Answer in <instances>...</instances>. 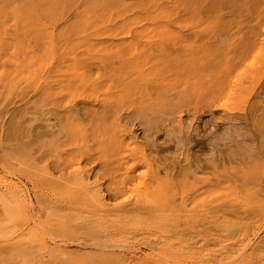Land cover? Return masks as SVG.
Wrapping results in <instances>:
<instances>
[{"label":"rangeland","instance_id":"1","mask_svg":"<svg viewBox=\"0 0 264 264\" xmlns=\"http://www.w3.org/2000/svg\"><path fill=\"white\" fill-rule=\"evenodd\" d=\"M2 174L0 264H264V0H0Z\"/></svg>","mask_w":264,"mask_h":264},{"label":"bare ground","instance_id":"2","mask_svg":"<svg viewBox=\"0 0 264 264\" xmlns=\"http://www.w3.org/2000/svg\"><path fill=\"white\" fill-rule=\"evenodd\" d=\"M47 6V5H46ZM33 9V8H32ZM68 9V8H67ZM11 10V9H10ZM77 11V10H76ZM110 14V13H109ZM171 14V13H170ZM68 20V19H67ZM65 22V21H64ZM5 27V26H4ZM133 29V28H132ZM25 33V32H24ZM75 33V32H74ZM245 33V32H244ZM243 32H239L237 35H235L234 37H237L238 39H241V35L242 34H244ZM220 36H226V35H220ZM187 38V37H186ZM233 44V43H232ZM243 45V44H242ZM241 44H240V42L239 43H237L236 44V46H240L241 48H243V50H241V51H243V52H245L247 49H244V47L242 46ZM250 56H249V59H248V63L249 64H252L253 63V56L254 55H258V51H259V46L258 47H255V44H251L250 46ZM176 49V48H175ZM176 52V51H175ZM213 54H214V56L217 54V51L215 50V51H213ZM227 54H228V48H226L225 49V51L223 52V54H222V56L218 59V61H220V64H219V69L220 70H224V68H225V66H226V61L228 62V56H227ZM248 54V50H247V52H246V55ZM241 55H238V58L237 59H241ZM78 63V62H77ZM239 64V63H238ZM63 67H65V66H63ZM50 69V68H49ZM114 69V68H113ZM57 72V71H56ZM47 73H48V71H47ZM44 75V74H43ZM44 77V76H43ZM49 77V76H48ZM59 77V76H58ZM41 81H42V79H41ZM54 82V81H53ZM68 83V82H67ZM70 83V82H69ZM46 84H47V82H46ZM51 85H53V83H51ZM40 86H41V84H40ZM2 87V86H1ZM20 87V86H19ZM39 87V86H38ZM50 87V86H49ZM38 90V89H37ZM43 90V89H42ZM230 90H231V84H227L226 85V91H225V95H224V97H226L227 96V94L230 92ZM36 91V90H35ZM46 91V90H45ZM47 92V91H46ZM45 92V93H46ZM24 93V92H23ZM22 93V94H23ZM42 93V92H41ZM6 94V93H5ZM34 94V93H33ZM38 95V94H37ZM39 95H40V93H39ZM42 95V94H41ZM51 95V94H50ZM56 95V94H55ZM29 98L30 97H28V100H29ZM50 98V97H49ZM16 99V98H15ZM44 99V98H43ZM47 98H45V100H46ZM58 99V98H57ZM47 101V100H46ZM50 101V100H49ZM26 103V102H25ZM216 105V104H215ZM55 107V106H54ZM50 108V107H49ZM45 109H48V108H45ZM54 109V108H53ZM52 110V109H51ZM48 111H49V109H48ZM42 112H43V110H42ZM53 115V114H52ZM75 116V115H74ZM54 117V116H53ZM64 118V120L66 121V124L65 125H67L68 126V130H70V131H73V132H75V131H77V129H76V126L75 125H73L72 124V120H70L67 116H63ZM48 118H50V117H48ZM55 118V117H54ZM47 119V118H46ZM69 119V120H68ZM102 119V118H101ZM48 121H50V120H48ZM47 122V121H46ZM55 126V124H45L43 127H44V129L42 130V131H40V135H47L48 137H50V138H46V139H44V137H41V136H39V138L42 140H40L39 141V144H37L38 145V147L39 146H42L43 148H47V147H50V146H52L51 148L53 149V150H56V148L59 146V145H62L63 144V140H59V138L58 137H56L55 136V130H53V127ZM67 126H65V128H66V130H67ZM95 126V125H94ZM99 126V125H98ZM97 126V127H98ZM93 127V126H92ZM91 127V128H92ZM25 129V128H24ZM60 129H64V127L63 126H61L60 127ZM65 130V129H64ZM29 131V130H28ZM87 132V131H86ZM65 134L64 135H67L66 137H68L67 138V141H71V138L74 136V135H76V134H74V135H72L70 132H64ZM39 134V133H38ZM59 136V135H58ZM122 136V135H121ZM27 137V136H26ZM132 137V136H131ZM38 138V137H37ZM82 140V139H81ZM130 140V139H129ZM133 140V139H132ZM16 141V140H15ZM24 143V142H23ZM3 145V144H2ZM16 145V144H15ZM6 148V147H5ZM17 148H18V146H17ZM2 149V148H1ZM22 149L23 150H25L27 153H31L30 151H31V149L28 147V146H25V147H22ZM50 149V148H49ZM48 149V150H49ZM21 150V149H20ZM42 150H44V149H42ZM15 151V150H14ZM135 151V150H134ZM16 152V151H15ZM19 152V151H18ZM41 152V151H40ZM44 152V151H43ZM49 152V151H48ZM38 153V152H37ZM64 153V152H63ZM22 154V153H21ZM40 154V153H39ZM41 154H43V153H41ZM52 156V155H51ZM55 158V157H54ZM55 160V159H54ZM67 160V162L69 163V164H71L72 163V159H69V158H67L66 159ZM59 161V160H58ZM56 164H59V162L58 163H56ZM57 170V169H56ZM43 171V170H42ZM11 173V172H10ZM43 173V172H42ZM4 174V173H3ZM2 174V175H3ZM0 175L1 177H0V205L2 204V206H0V219H1V221L0 222H2L3 221V219H8V221L9 220H11V221H13L12 220V215L14 214L13 212V210H14V208H13V206L12 205H9V204H6V201H2V200H6V196L8 197H10V196H16V194L18 193V191L16 190L17 188H19L18 186H16L15 184H12V183H9L8 182V180H7V173L5 174V175ZM9 175H11V174H9ZM8 175V176H9ZM13 176V175H12ZM156 176V175H155ZM14 177V176H13ZM9 178V177H8ZM12 178V177H11ZM161 180V179H160ZM166 180V179H165ZM20 182V181H19ZM56 182H58V181H56ZM59 183V182H58ZM161 183V182H160ZM31 194V193H30ZM162 194V193H161ZM19 197H21L20 195H18ZM17 197V196H16ZM160 198V197H159ZM17 201L19 202V204L22 206V207H25L26 205L25 204H23L22 202V199H18L17 198ZM29 201V200H28ZM121 202H123V201H121ZM23 211H25L24 209H23ZM28 213V212H27ZM34 214V213H33ZM35 215V214H34ZM17 216V215H16ZM37 216V215H36ZM32 217V216H31ZM40 217V216H39ZM38 217V218H39ZM37 218V219H38ZM33 219V218H32ZM28 220V219H27ZM35 220V218L33 219V221ZM5 221V220H4ZM40 221V220H39ZM38 221V222H39ZM41 221H42V219H41ZM41 221L39 222V223H41ZM30 222H32V221H30ZM38 222H35L34 224H36V227L38 226V225H40ZM3 223H5V222H3ZM13 223V222H12ZM12 223L11 222H8V224L6 225V226H4V228L2 229V230H0V247H2V248H4V250L5 249H7V250H10V252H14L15 254H18V255H21V254H24V253H27V252H29L31 249L33 250L34 249V251L35 252H37V250H36V247L38 248V243L37 242H34L32 239H30L29 237L27 238V236L25 237L24 236V233H25V229H23V228H19L18 226H13L12 225ZM42 223H45V222H42ZM41 223V224H42ZM50 224V223H49ZM43 225V224H42ZM42 225H40L39 226V228L42 226ZM46 225V224H45ZM35 227V226H34ZM43 227V226H42ZM31 228V227H30ZM45 228V227H44ZM36 229L37 228H35V231H36ZM43 230V229H42ZM42 230H40V231H42ZM47 230V229H46ZM37 232L38 234L40 233V236H42L41 235V232ZM44 231V230H43ZM71 232V231H70ZM43 233V232H42ZM46 233V232H45ZM48 233V232H47ZM72 233V232H71ZM32 234H35V233H32ZM26 235V234H25ZM35 235H37V234H35ZM34 235V236H35ZM24 236V237H23ZM43 237V236H42ZM47 238V237H46ZM254 238V237H253ZM43 239V238H42ZM253 241V240H252ZM95 244V243H94ZM100 244V243H99ZM36 245H38V246H36ZM51 245V244H50ZM57 245V244H56ZM92 245V244H91ZM102 245V244H101ZM107 244H105V245H103L104 247L106 246ZM115 245V244H114ZM59 246V245H58ZM109 246V245H108ZM116 246V245H115ZM114 246V247H115ZM119 246V245H118ZM122 246V245H121ZM125 246H127V245H125ZM124 246V247H125ZM129 246V245H128ZM131 246V245H130ZM129 246V247H130ZM49 247V246H48ZM51 247H52V245H51ZM95 247V246H94ZM110 247V246H109ZM133 247V246H132ZM132 247H130V248H132ZM54 248V247H53ZM122 248V247H121ZM126 248H128V247H126ZM134 248V247H133ZM47 249L48 248H41V247H39L38 248V250L39 251H41V254H43L44 252H47ZM57 249L58 248H55V249H50V251H56V253H60L61 251H59V252H57ZM113 249V248H112ZM135 249V248H134ZM29 250V251H28ZM49 250V249H48ZM124 250V249H123ZM129 250V249H128ZM138 250V249H137ZM245 250V249H244ZM132 251V250H131ZM154 251V250H153ZM9 252V251H8ZM133 252V251H132ZM150 252V251H149ZM149 252H148V254H149ZM4 253V252H3ZM55 253V254H56ZM63 253V252H62ZM61 254V253H60ZM147 254V255H148ZM151 254V253H150ZM159 254V253H158ZM238 254V253H237ZM5 255V254H4ZM98 255V254H97ZM151 255H153V254H151ZM157 255V254H156ZM160 255V254H159ZM162 255V254H161ZM134 256V255H133ZM145 256V255H144ZM154 256V255H153ZM153 256H151V257H153ZM165 257H167V256H165ZM239 257V256H238ZM147 258V257H146ZM161 258V257H160ZM160 258H158V259H160ZM115 259H116V257H115ZM152 259V258H151ZM154 259V258H153ZM156 259V258H155ZM154 259V260H155ZM171 259V258H170ZM157 260V259H156ZM161 260V259H160ZM160 260H158V261H160ZM165 261V260H164ZM167 261V260H166ZM169 261V260H168ZM167 261V262H168ZM178 261V260H177ZM171 262L172 261H170V264H171ZM230 262H237L236 261V259H232V261H230ZM166 263V262H165ZM169 263V262H168ZM174 263H175V261H174ZM174 263H172V264H174ZM224 263V262H223ZM137 264V263H136ZM177 264V263H176ZM184 264V263H183ZM194 264V263H193ZM217 264V263H216Z\"/></svg>","mask_w":264,"mask_h":264}]
</instances>
